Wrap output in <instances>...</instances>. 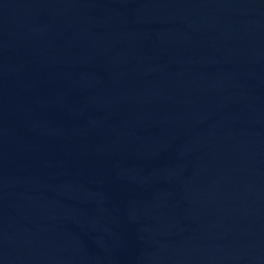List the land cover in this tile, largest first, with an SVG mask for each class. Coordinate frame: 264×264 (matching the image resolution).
Returning a JSON list of instances; mask_svg holds the SVG:
<instances>
[{"label": "water", "instance_id": "obj_1", "mask_svg": "<svg viewBox=\"0 0 264 264\" xmlns=\"http://www.w3.org/2000/svg\"><path fill=\"white\" fill-rule=\"evenodd\" d=\"M0 264H264V0H0Z\"/></svg>", "mask_w": 264, "mask_h": 264}]
</instances>
